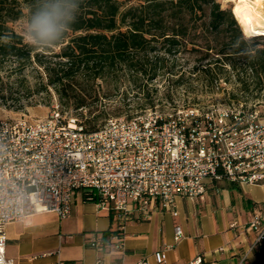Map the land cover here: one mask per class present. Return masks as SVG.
I'll return each mask as SVG.
<instances>
[{
  "label": "built area",
  "instance_id": "obj_1",
  "mask_svg": "<svg viewBox=\"0 0 264 264\" xmlns=\"http://www.w3.org/2000/svg\"><path fill=\"white\" fill-rule=\"evenodd\" d=\"M259 117L242 105L148 110L129 119L108 118L89 131L55 102L41 119L0 120V264H15L6 256L7 224L42 212L68 218L76 192L115 211L122 232L131 204L145 217L156 203L175 214V198L202 197L207 181L264 185ZM245 229L255 235L253 250L264 240V204L253 209ZM182 236L176 226L174 239ZM111 240L123 253V233ZM101 242L102 236L87 240L97 250ZM155 258L162 263L160 252Z\"/></svg>",
  "mask_w": 264,
  "mask_h": 264
},
{
  "label": "trees",
  "instance_id": "obj_2",
  "mask_svg": "<svg viewBox=\"0 0 264 264\" xmlns=\"http://www.w3.org/2000/svg\"><path fill=\"white\" fill-rule=\"evenodd\" d=\"M54 6L70 12L74 20L63 21L67 29L50 46L27 43L31 19ZM121 7L120 0H0V62L37 64L47 86L74 109L98 102L102 98L98 82L116 83L123 72L145 78L142 93L148 96L158 76L159 53L199 55L193 71L209 85L227 83L229 69L241 91L264 90L261 37L244 35L231 4L222 8L216 0H139L138 5ZM22 18L28 26L26 35L12 28ZM45 58L52 60L45 63ZM96 117L83 122L89 131L98 129ZM223 182L229 189L238 187ZM83 199L91 202L85 193ZM120 233L118 229L102 234L98 251L120 254L111 240ZM253 250L254 264H264V240Z\"/></svg>",
  "mask_w": 264,
  "mask_h": 264
},
{
  "label": "crops",
  "instance_id": "obj_3",
  "mask_svg": "<svg viewBox=\"0 0 264 264\" xmlns=\"http://www.w3.org/2000/svg\"><path fill=\"white\" fill-rule=\"evenodd\" d=\"M223 183L207 181L202 197H176L175 214L156 203L145 217L131 204L122 229L124 252L116 255L90 247L87 240L120 229L118 214L76 192L68 218L42 212L7 224L6 256L15 264H254L255 235L245 227L253 209L264 204V185L229 189ZM176 226L183 232L177 241Z\"/></svg>",
  "mask_w": 264,
  "mask_h": 264
},
{
  "label": "rangeland",
  "instance_id": "obj_4",
  "mask_svg": "<svg viewBox=\"0 0 264 264\" xmlns=\"http://www.w3.org/2000/svg\"><path fill=\"white\" fill-rule=\"evenodd\" d=\"M120 1L121 10L139 4V0ZM216 1L222 8L230 4L233 8L234 5V0ZM12 28L17 33L26 35L28 30L26 19L22 18L13 23ZM253 36H260V44L264 46V36L259 34ZM158 55V76L152 81L148 96L146 92L142 93L145 78L123 72L119 73L116 83L111 80L99 81L102 98L81 109L62 104L54 88L47 86L45 74L37 64L18 63L14 59L1 61L0 120L41 119L48 114L55 102L60 105L65 115L75 116L82 122L97 116L98 127L108 118L129 119L148 110L160 114L187 108L205 112L213 107L238 105L257 110L259 118L264 119V90L241 91L229 69H226L229 74H224L229 78L227 83L220 80L214 85H209L202 75L193 71V67L199 65L197 62L199 55L190 51L173 56L161 53ZM51 60V58L43 59L45 63ZM201 64H205V61Z\"/></svg>",
  "mask_w": 264,
  "mask_h": 264
},
{
  "label": "clouds",
  "instance_id": "obj_5",
  "mask_svg": "<svg viewBox=\"0 0 264 264\" xmlns=\"http://www.w3.org/2000/svg\"><path fill=\"white\" fill-rule=\"evenodd\" d=\"M72 7H75L74 5ZM73 21L74 17L67 10L54 6L51 11L36 14L29 25L26 42L31 45L50 46L56 42L67 29L63 21Z\"/></svg>",
  "mask_w": 264,
  "mask_h": 264
},
{
  "label": "bare ground",
  "instance_id": "obj_6",
  "mask_svg": "<svg viewBox=\"0 0 264 264\" xmlns=\"http://www.w3.org/2000/svg\"><path fill=\"white\" fill-rule=\"evenodd\" d=\"M232 12L246 35L264 33L263 0H234Z\"/></svg>",
  "mask_w": 264,
  "mask_h": 264
},
{
  "label": "water",
  "instance_id": "obj_7",
  "mask_svg": "<svg viewBox=\"0 0 264 264\" xmlns=\"http://www.w3.org/2000/svg\"><path fill=\"white\" fill-rule=\"evenodd\" d=\"M253 35H258V34H251V35H249V36H253ZM259 35H262V36H264V33H262V34H259ZM248 35H247V37H249Z\"/></svg>",
  "mask_w": 264,
  "mask_h": 264
}]
</instances>
